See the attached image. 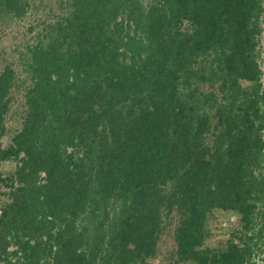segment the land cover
<instances>
[{
    "label": "trees",
    "instance_id": "trees-1",
    "mask_svg": "<svg viewBox=\"0 0 264 264\" xmlns=\"http://www.w3.org/2000/svg\"><path fill=\"white\" fill-rule=\"evenodd\" d=\"M13 20L0 264H153L170 229L180 263L264 264V0H0Z\"/></svg>",
    "mask_w": 264,
    "mask_h": 264
},
{
    "label": "rangeland",
    "instance_id": "rangeland-1",
    "mask_svg": "<svg viewBox=\"0 0 264 264\" xmlns=\"http://www.w3.org/2000/svg\"><path fill=\"white\" fill-rule=\"evenodd\" d=\"M26 24L22 21L13 20L0 24V50L1 57L5 61L13 63L14 67L21 76L26 65V48L30 42ZM263 56L262 68L264 73V34L262 40ZM264 83V74H263ZM21 102L17 95V105ZM20 127V110L15 108L8 120V134L3 138V143L8 145L13 133ZM16 163L6 161L3 170L9 172L14 170ZM6 189L0 186V212L3 205L7 202ZM172 221V220H171ZM238 224V216L232 211L216 210L209 220V245H224L227 243L231 230ZM171 229L163 236L160 243V253L152 261L153 264H194L193 262H178L174 254V245Z\"/></svg>",
    "mask_w": 264,
    "mask_h": 264
}]
</instances>
